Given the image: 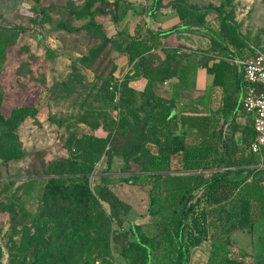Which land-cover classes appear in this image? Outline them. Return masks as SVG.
<instances>
[{
	"label": "trees",
	"instance_id": "1",
	"mask_svg": "<svg viewBox=\"0 0 264 264\" xmlns=\"http://www.w3.org/2000/svg\"><path fill=\"white\" fill-rule=\"evenodd\" d=\"M96 1L106 3L107 0ZM164 1L155 0L146 19L129 34L119 27L132 3L114 0L112 21L116 34L105 36L99 45L91 47L80 57L79 64L91 69L114 47L127 57L132 69L122 81L116 82L118 66L112 62L107 74L96 76L98 83L89 91L92 101H83L76 121L83 131H71L65 140L71 162L52 166L51 177L43 190L42 210L31 216L22 209L27 223L14 220L4 233L8 250L6 264H96L101 259L107 262L113 255V243L119 248L122 236L129 237L130 244L120 249V253L131 264H155L157 237L144 231L137 219L158 215L165 208L161 204L157 210L153 209L158 192L178 194L175 213L180 212V215L174 232L178 246L176 264H187L191 251L210 237L213 246L220 244L222 252L215 251L205 259L199 258L195 264H255L257 247L264 252L260 244L237 245L233 237L237 231H254L264 220V166L252 168L264 160L254 154L251 157L241 154L233 135L238 128L235 116L243 110V101L240 104L236 93L230 94L221 110L208 114L180 96L167 99L154 91V82L183 78L176 49L165 50V58L157 63L156 50L165 49L162 38L194 26L184 24L167 30L155 29L147 18H156ZM230 7V1L226 0L220 5L222 15L217 27L208 26L207 14L202 11L190 12L183 7L178 12L182 21L194 20L197 26L208 30L213 42L210 51L221 58L214 60L205 56V67L208 74L214 76L213 85L227 92L228 81L236 69L225 58H235L246 49L252 54V47H255L232 23ZM103 14L101 8L92 7L88 2L82 9L71 8L69 19L54 28L70 32L102 31L104 25L97 18ZM7 47L8 41L0 36V59ZM48 53L50 58L58 56L52 49ZM79 76L76 73L72 79ZM140 77L147 80L142 91L131 85ZM243 82L246 93L248 84L244 77ZM62 85L69 96L73 91L69 83ZM39 112V106H22L7 117L1 109L0 98V146L3 141H9L2 150L5 161L24 156L11 140L21 125L37 117ZM116 137L125 138L119 148L115 146ZM116 156L124 160L125 170L136 173L131 182L146 189L149 196L146 213L134 216V207L114 190L110 177L101 175L98 181L91 183L90 175L98 163L106 157L105 171L108 172ZM245 164L253 165L249 169L251 181L244 175L250 168L244 167ZM36 182L30 179L14 192L2 191L0 211H9L15 216L16 197L29 199ZM160 225L162 231L170 229L167 223ZM212 225L218 231L216 235L211 233ZM125 228L128 229L123 232ZM259 240H264V234ZM3 256L0 247V264H4Z\"/></svg>",
	"mask_w": 264,
	"mask_h": 264
},
{
	"label": "rangeland",
	"instance_id": "2",
	"mask_svg": "<svg viewBox=\"0 0 264 264\" xmlns=\"http://www.w3.org/2000/svg\"><path fill=\"white\" fill-rule=\"evenodd\" d=\"M224 1L165 0L163 10L179 12L185 7L190 12L202 11L207 14L208 26L215 27L219 24L222 15L220 5ZM226 1L231 3L232 23L237 26L242 37L264 54V0ZM88 2L92 7H99L104 12L97 18L104 25L102 31L83 29L70 32L54 28L56 24L69 19L71 8L82 9ZM142 4L143 0L132 1L133 11L140 12L144 20L151 6H142ZM114 9V0H107L106 3L96 0H0V36L8 41L6 52L0 59L1 109L8 117L18 107H40L38 116L27 119L11 140L17 150L25 153L23 157L5 161L2 158V150L9 141H3L0 146V193L5 190L14 192L17 187L30 179L37 181L29 199L16 197L15 216H11L9 211H0V247L4 252V264L8 260L5 231L14 220L27 223L22 209L28 211L31 216L42 210L43 190L45 182L51 177L49 173L52 166L63 161L71 162L65 140L71 131L79 133L83 131V127L76 124V121L82 111L83 101H92L89 91L98 83L96 76L107 74L111 70V63L114 62L117 66L120 65L115 81L120 82L125 77V71L128 69L127 60L123 54L115 51L114 47L91 69L79 64L80 57L86 55L91 47L99 45L105 36L116 34L112 21ZM188 23L197 25L194 20ZM120 29L129 33L130 26L123 22ZM184 35H195V33L187 32ZM49 49L57 51L58 56L50 58ZM163 50L158 53L157 63L163 61L165 50L170 49ZM76 73L80 76L73 80ZM64 82L69 83L73 90L69 96L64 91L65 87L62 85ZM136 87L139 85L136 84ZM94 103L100 105L98 101ZM124 140L123 137H116L115 146L121 147ZM106 165L107 158L104 157L90 175L91 183L98 181L101 175L110 177L114 190L134 207L133 215L146 213L149 196L145 188L131 182L136 173L125 170L124 160L117 156L108 172L105 171ZM263 166L264 163L260 162L252 168ZM249 169L251 167L244 175L248 181H251L252 173ZM176 195L178 194L156 193L157 202L153 209L157 210L161 204H164L165 208L158 215L137 219L144 231L157 237L159 244L155 264H176L178 258L174 232L178 227L180 212L175 213L177 208L175 203L178 202ZM161 223H167L170 229L162 231ZM211 233L215 235L218 233L214 225L211 226ZM263 234L264 220L257 224L254 231H237L233 237L237 245L243 243L244 246H248L249 243L254 242L264 248V240H259ZM129 244V237L122 236L119 248L113 243V255L107 258V262L101 259L96 264H131L120 253V249ZM213 244V239L210 237L201 246L193 249L191 260L187 264H195L199 258L205 259L215 251L222 252L219 248L220 244L217 243L216 246ZM254 262L264 264V252L258 247L254 253Z\"/></svg>",
	"mask_w": 264,
	"mask_h": 264
},
{
	"label": "crops",
	"instance_id": "3",
	"mask_svg": "<svg viewBox=\"0 0 264 264\" xmlns=\"http://www.w3.org/2000/svg\"><path fill=\"white\" fill-rule=\"evenodd\" d=\"M131 3L133 0H129ZM155 0H143L142 6H153ZM140 12L133 11L131 8L130 12L121 22H126L130 26L129 34H133L138 24H140L143 19ZM146 19V17H145ZM147 21L157 30H167L175 25L190 24L188 22L182 21L179 17L178 12L168 11L165 12L163 7L158 13L156 18H147ZM120 24V25H121ZM217 27V26H215ZM120 29V27H119ZM195 33V35H184L185 33ZM183 33V34H182ZM181 34V35H180ZM162 47L168 48L170 50L176 49V59L180 65L181 74L183 78L180 80L175 77L171 80L165 81L163 83L154 82V91L167 98L172 99L176 96L182 97L186 103H190L194 108L208 114H213L214 112L221 110L225 104V98L230 94L236 93V98L241 104L245 93V85L243 82V74L239 68L234 64L233 58H225L235 65V71L232 78L228 81L227 88L228 92L222 87H216L213 85L214 76L208 74L205 67L204 57L213 58L214 60H219L221 57L216 53L210 51L212 47V37L209 35L208 30L201 28L199 26H192L191 28L181 29L178 32L170 35L167 38H162ZM162 50H156L159 53ZM196 53L198 56H196ZM251 54L250 49H246L242 56H249ZM128 63V59L123 55ZM235 56V55H234ZM165 58V53L164 57ZM176 65V63H174ZM132 69V66L128 64V69L125 71V75L128 71ZM120 71V65L116 70ZM196 71L195 74L193 72ZM115 72V76L116 75ZM147 80L144 78H136L131 82V85L139 91H142L146 86ZM136 84L139 87H136ZM219 115V114H217ZM229 120L232 116L229 115ZM238 128L233 132L234 139L244 156L251 157L253 154L259 160H264V150L253 151L251 144L255 136L254 132V115L246 113L243 110H239L235 116ZM249 164V163H248ZM245 164L244 167H252L253 165Z\"/></svg>",
	"mask_w": 264,
	"mask_h": 264
},
{
	"label": "built area",
	"instance_id": "4",
	"mask_svg": "<svg viewBox=\"0 0 264 264\" xmlns=\"http://www.w3.org/2000/svg\"><path fill=\"white\" fill-rule=\"evenodd\" d=\"M252 49L249 56L236 54L233 62L248 84L242 101L243 111L254 115L255 136L251 147L253 151H261L264 150V54L259 48Z\"/></svg>",
	"mask_w": 264,
	"mask_h": 264
}]
</instances>
